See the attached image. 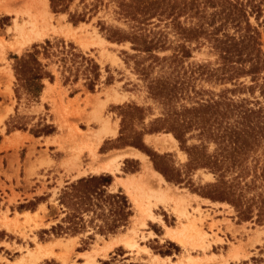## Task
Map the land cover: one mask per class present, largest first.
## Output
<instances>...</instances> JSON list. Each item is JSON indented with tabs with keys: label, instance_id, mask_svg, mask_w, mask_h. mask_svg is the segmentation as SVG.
I'll use <instances>...</instances> for the list:
<instances>
[{
	"label": "rangeland",
	"instance_id": "obj_1",
	"mask_svg": "<svg viewBox=\"0 0 264 264\" xmlns=\"http://www.w3.org/2000/svg\"><path fill=\"white\" fill-rule=\"evenodd\" d=\"M27 10L51 27L14 50ZM35 48L50 75L36 96ZM104 124L114 132L94 148ZM125 148L185 198L184 214L153 199L152 216L140 211L125 185L144 174L140 159L93 171ZM100 175L130 214L115 230L90 211L68 228L63 191ZM189 220L204 242L172 237ZM124 235L138 246L116 243ZM37 244L53 254L35 264L90 252L94 264H264V0H0V264Z\"/></svg>",
	"mask_w": 264,
	"mask_h": 264
},
{
	"label": "bare ground",
	"instance_id": "obj_2",
	"mask_svg": "<svg viewBox=\"0 0 264 264\" xmlns=\"http://www.w3.org/2000/svg\"><path fill=\"white\" fill-rule=\"evenodd\" d=\"M24 13H26V18H24L21 23L15 22L14 24V35L12 41L9 44L10 48L14 50H19L24 45L29 44L34 40L43 38L45 35H47L51 27L49 25V22L45 18H43V16H41L40 14L32 13L29 10L25 11ZM108 132L113 133L114 129L110 128L107 124H104L101 130L100 131L98 130L94 136L89 135L90 137H88V139L90 140V145L93 146L94 148H97L102 140L100 136L101 133H103L104 135ZM168 136L175 141L174 137L171 134H168ZM126 157L140 159L143 161L144 164V168H143L144 174L143 175L140 174L142 176L138 177L136 180L125 182L126 186L131 187V190L135 191L137 195V199H136L137 205L140 211H142V213H144L147 217L152 216L150 203L152 202L153 199L154 201H159L163 203L171 201L172 203H174L176 208H178L179 211L182 214H184L185 198L182 195H178L173 191L171 192V190L167 186L166 187L162 186V184H165V180L163 179V177L152 167L151 163L147 160L146 155L137 149L125 148L124 150L118 151L115 154H112L111 156L105 158L103 162L100 164V166L95 168L93 171L98 173L100 169L103 170L112 169V168L117 169L118 163L120 162L119 160ZM190 232L193 234L192 236L197 239L196 241H198L199 244L204 242L203 241L204 232L202 233L200 231V229L196 226L194 220H189L179 230L175 231L172 237L175 238L177 241H181L182 239L185 240L186 234ZM189 235H187V237H189ZM56 243L59 244L58 242ZM116 243H120L128 247L138 246L135 238L128 237L126 235L117 239ZM51 246H47V245L43 246L42 244H37L34 250L27 251V257H22L15 264H35L37 260H39L40 258L53 254V249ZM96 255L97 252L87 253L85 256L86 258L84 264L96 263L95 260Z\"/></svg>",
	"mask_w": 264,
	"mask_h": 264
},
{
	"label": "trees",
	"instance_id": "obj_3",
	"mask_svg": "<svg viewBox=\"0 0 264 264\" xmlns=\"http://www.w3.org/2000/svg\"><path fill=\"white\" fill-rule=\"evenodd\" d=\"M36 47V46H35ZM48 47H50L49 42L43 46L44 54H47ZM39 53L38 49H34L25 55L29 58V84H33L34 88L30 92L32 95L36 96L40 93L42 88L41 79L44 76H49V73L43 70L42 63L38 60L37 55ZM25 57L21 58L23 63L27 64L28 60ZM175 137L179 139V136L175 134ZM136 145L137 143H133ZM107 176H90L86 178H80L75 183L71 184L68 189L63 191L60 197V202L66 206L65 217L63 221L68 222V228L76 229L79 224L83 221L82 213L91 212V220L95 218H101L103 229L115 230L119 223L126 220L129 211L127 208V200L125 196L119 193H106L105 191H100L101 186L105 185L104 182L108 183ZM222 183H225L223 181ZM220 192L218 197L226 198L231 191ZM61 227V225H59ZM47 264H57L54 262H48ZM99 264H115L111 260L101 261ZM135 264V263H134Z\"/></svg>",
	"mask_w": 264,
	"mask_h": 264
}]
</instances>
